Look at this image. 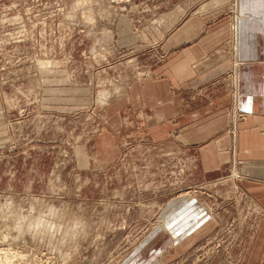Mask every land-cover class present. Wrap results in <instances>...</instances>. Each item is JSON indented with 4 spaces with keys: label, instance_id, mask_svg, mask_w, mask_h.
I'll return each mask as SVG.
<instances>
[{
    "label": "rangeland",
    "instance_id": "rangeland-1",
    "mask_svg": "<svg viewBox=\"0 0 264 264\" xmlns=\"http://www.w3.org/2000/svg\"><path fill=\"white\" fill-rule=\"evenodd\" d=\"M135 1L0 0V264H151L153 245L155 264H241L253 208L238 175L182 184L178 160L147 173L130 107L115 106L159 62L131 45V10L150 5ZM185 197L213 228L186 254L154 237Z\"/></svg>",
    "mask_w": 264,
    "mask_h": 264
},
{
    "label": "crops",
    "instance_id": "crops-1",
    "mask_svg": "<svg viewBox=\"0 0 264 264\" xmlns=\"http://www.w3.org/2000/svg\"><path fill=\"white\" fill-rule=\"evenodd\" d=\"M145 1L146 10H131V45L147 48L159 62L115 106L130 107L147 173H167L178 160L182 184L238 175L253 212L237 257L241 264H264V0ZM136 16L143 17L134 28ZM161 222L154 237L166 233L168 246L175 240L184 254L213 229L195 197L169 201ZM152 250L159 260L164 247Z\"/></svg>",
    "mask_w": 264,
    "mask_h": 264
},
{
    "label": "snow or ice",
    "instance_id": "snow-or-ice-1",
    "mask_svg": "<svg viewBox=\"0 0 264 264\" xmlns=\"http://www.w3.org/2000/svg\"><path fill=\"white\" fill-rule=\"evenodd\" d=\"M247 111H251V109L249 108V109H246Z\"/></svg>",
    "mask_w": 264,
    "mask_h": 264
},
{
    "label": "bare ground",
    "instance_id": "bare-ground-1",
    "mask_svg": "<svg viewBox=\"0 0 264 264\" xmlns=\"http://www.w3.org/2000/svg\"><path fill=\"white\" fill-rule=\"evenodd\" d=\"M126 1H129V0H126ZM7 238V237H6ZM14 238V237H13ZM1 261V260H0Z\"/></svg>",
    "mask_w": 264,
    "mask_h": 264
},
{
    "label": "clouds",
    "instance_id": "clouds-1",
    "mask_svg": "<svg viewBox=\"0 0 264 264\" xmlns=\"http://www.w3.org/2000/svg\"><path fill=\"white\" fill-rule=\"evenodd\" d=\"M19 227V226H18Z\"/></svg>",
    "mask_w": 264,
    "mask_h": 264
}]
</instances>
